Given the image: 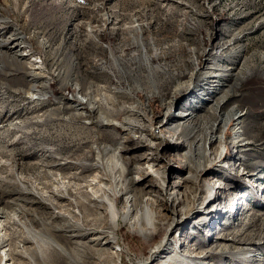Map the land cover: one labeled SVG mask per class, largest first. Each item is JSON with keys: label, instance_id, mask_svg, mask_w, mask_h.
Segmentation results:
<instances>
[{"label": "rangeland", "instance_id": "rangeland-1", "mask_svg": "<svg viewBox=\"0 0 264 264\" xmlns=\"http://www.w3.org/2000/svg\"><path fill=\"white\" fill-rule=\"evenodd\" d=\"M135 24L138 30L126 31L128 26L137 27ZM218 33L224 40H228L231 34L240 35L241 40L236 46H245L244 57H264V0H0V220L7 227V237H11L10 242L15 244L21 255L13 264H33L28 256L31 250H35V243L29 241L25 244L23 241L27 229L33 234L41 232L36 219H47L59 212L67 219L78 214L77 210L68 207L74 203V198L57 201L51 198L53 194H62L65 186L75 193L78 183L87 186L93 181V189L84 187L83 190H92V193L100 195L101 191L96 189L109 181L101 168V159V163L98 162L104 147L131 137L128 143L131 150L126 157L145 159L133 161L129 167L131 170L135 166L144 168L153 152L141 149L139 134L120 133L114 126L102 127L101 114H88L86 106L75 103V87L80 89L81 100L88 95L94 98L93 105L102 104V107H106L103 103H107L112 93L128 95L123 105L131 107L134 102H139L150 124H153L150 129L154 130L163 121V97L151 85V76L142 66L139 58L141 46L152 42L156 51L147 53V56L157 53L164 57L168 53L165 58L153 60L152 66L167 68L176 65V45L180 43L187 51L199 48L209 53L207 67H229L231 65L220 61V49L212 48ZM133 38L139 43L138 48L130 45ZM109 49L117 52H112L119 60L117 69L112 68L111 62H107L106 67L96 65L110 58ZM202 58L204 61L206 57ZM261 65L264 66V60ZM199 79L200 75L196 78L197 83ZM136 85L144 89L138 95L131 91ZM153 91L157 93L154 96ZM148 94L150 98L147 100ZM188 95L184 92L177 100L182 101ZM187 100L181 108L190 104ZM230 108L244 114L245 135L242 139L252 143L248 147L250 150L237 152L233 126H229L223 136V144L218 143L212 148L221 157L211 172H206L199 171L201 159L198 156H194L198 158L196 162H190L188 169L184 170L181 163V155L185 152L182 140L177 145H170L168 140L160 142L154 151L157 158L149 162L155 165L156 172L163 175L162 179L165 177L168 195L161 192V184L154 178H147L149 176L144 178L150 182L137 186L164 200V209L158 206L156 213L165 218L158 221L157 214L151 210L159 228L146 232L145 239L137 230H129L118 223L115 231L120 228L122 233L114 236V243L118 246L112 242L108 247H113L115 253L120 254L122 264H133L136 260L156 264L154 259L162 253L166 256L162 250L157 256L152 252L163 241L170 225L171 232H167L169 241L173 246L181 245L187 260L184 263L175 260L174 264H264V71L248 77L242 90L227 102L223 111ZM152 133L155 137L159 135L158 129ZM82 166L86 169L82 170ZM68 175L78 178L69 182L66 179ZM183 178L188 181L175 185ZM219 185L220 190H217ZM174 192H183L186 196H180V200L193 206L194 212L198 204L210 198L213 201L203 215L199 212L194 221L176 226L173 203L167 200ZM194 200H198L196 204L192 203ZM51 201L61 203L65 210L54 209ZM117 203L119 208L120 199ZM236 207L237 217L232 221L230 215ZM180 208L177 206L176 210ZM209 210L225 214L223 217H211L207 215ZM22 212L26 215H21ZM202 217L206 222L212 219L215 222L207 223L202 228L204 231L200 232L202 226L196 220ZM192 231L197 234H191ZM221 234L227 237L217 239ZM0 240V247L7 245L2 244V237ZM140 240L148 245L145 252ZM200 242L209 244L208 247L220 245L216 247L217 255H212L206 263L198 260L203 248H208L202 247ZM128 247L136 248V252L132 253ZM43 264L50 263L44 261Z\"/></svg>", "mask_w": 264, "mask_h": 264}, {"label": "bare ground", "instance_id": "bare-ground-1", "mask_svg": "<svg viewBox=\"0 0 264 264\" xmlns=\"http://www.w3.org/2000/svg\"><path fill=\"white\" fill-rule=\"evenodd\" d=\"M135 26L137 25L135 24ZM134 28H136L137 30L139 29L138 26H128L126 27V31H134ZM240 40L241 37L238 34H231L229 35L228 40H224L219 36L218 33L215 37V42L212 44L213 49H220V53L218 54L220 61L224 65H231L229 67L223 65L207 67V62H209L207 57L209 56V53H205L199 48L187 51L186 47L180 43L176 45L175 52L177 53L176 55H178V63L176 65L169 66L167 68H163L158 65L152 66L151 64L153 60L156 61L158 59L165 58L168 53H165L164 57L157 53H152V56H147V53L156 51L155 48L151 45L152 42L144 43L141 46V56H139V58H141L140 61L142 63V66L150 74L149 76H151V85L157 88L156 91L159 94H162L163 97V121L159 127H156L154 129H158V137H155V135H153L152 132L154 130L150 129L153 124H150L151 122L139 102H137L136 104L134 102L133 104H131V107L123 105V101H127L128 95L117 92L114 94L112 93L110 97L107 96L109 98L107 100V103H103L106 104V107L104 105V108L101 106L102 104L93 105L95 100L88 95H86L85 99L83 98L81 100L82 96L79 97L80 89L78 87H75V94H77L74 98L75 103L86 106L88 114H101L100 124L102 127L114 126L118 131H120V133H126L128 135H130V133L139 134L140 140L138 142L141 143L143 147L141 149H147L153 152L150 154V158L146 160V165L144 168L135 166L131 170L129 169V167H131V163L133 161L145 160L144 157H126V155L131 150L128 144L131 141V137L125 138L123 142L120 141L121 143L118 144H110L111 142L109 141L110 146L104 147L102 149L100 158L98 156L99 161L97 160L98 162H100L101 159L102 167H100L103 168L105 176H108L109 178V181L107 180L108 182L103 183L102 186L100 185V189H98L99 186L96 189V191H101L100 195L94 192L92 193V190L90 191L91 193L83 190L84 187H91L93 189V186L95 185L93 181L89 182L87 186H84L82 184L79 185L78 183V188L77 190H75V193H73V191H70L68 189V186H65L62 194H53V197L51 198L57 201L66 199L67 197H69V199L74 198V203L69 204L68 207H72V209L77 210L78 214H72L71 218L67 219L64 217V215L62 216L60 212L57 214L55 213L56 215L48 217L47 219H36V221L39 223L40 228H42L41 232H39L38 234H33L29 229L26 230L27 235L23 243L26 244L29 241H33L35 243V250H31V253L28 256V259L33 264H43L44 261L50 264H122L120 262V254H116L113 250V247H108L112 242L113 244H115L114 236L116 235V233L121 236L120 228L115 231V227L119 222H121V224L129 230H137L144 239L146 232H153L158 230L159 222L155 221V219L152 217L153 215L151 210H153L155 214H157L158 221H162V218H165V216L156 213V210L158 206L164 209V200L156 196H152L151 192H145V190L138 187L137 184H143L145 182L147 184L148 182H150L149 180H147V178H154L158 183L161 184V186H159V190H161V192L167 193L168 195L169 189L165 187V177L164 179H162L163 175H160L159 172H156L154 169L155 165L149 162L155 161V158H157V155L154 153V151L161 144L160 142L168 140L170 142V145H177L180 144V140H182L185 152H183V154L181 155V163L184 170L188 169V167L190 166V162H196L195 159H198L200 157L201 160L199 161L198 165L201 169H199V171L205 170L206 172H211V170L213 169L212 166L215 165L216 161H219L221 154H215L212 151V148L218 143L223 144V136L226 135L229 126H233L232 133L234 144L235 147L239 149L237 152L243 153L246 150H250L248 149V147L252 145V143L243 142L242 139V137H244L245 135V123L243 118L244 114L237 113L235 108H230L223 111V107L227 104V102L235 97L236 93L239 90H242L250 75L252 76L258 74L261 70L264 71V66L261 65L264 57H244L246 50L245 46H236L240 42ZM130 42V45L136 46L138 48L139 43L134 38ZM109 51L111 53L110 58L108 57L105 61L102 60L96 65L106 67L108 65L107 62H111L110 65L112 66V68L117 69L119 60L118 57L113 56L112 54V52H117L113 49H109ZM215 55L217 54L215 53ZM202 57H206L204 61L202 60ZM199 75L200 79L199 83H197L196 78ZM222 81V84H218ZM91 86L92 83L89 84V88H91ZM170 86H172L173 89ZM131 91L133 92V94L138 95L141 91H144V89H142L140 85H136L132 87ZM156 91L152 92V96L157 94ZM184 92L189 95L186 96L182 101L177 100V97ZM149 98L150 94L146 96L147 100ZM186 98L190 100V104H187L186 106L181 108L180 106ZM194 104H198L197 107H194ZM177 108L179 109L177 110ZM114 121L118 122L113 123ZM98 123L97 125H100ZM156 141L159 142L157 143ZM171 148L175 147H169V149ZM194 156H198V158H195ZM212 156H214L215 158H213ZM82 168V170L86 169V167L83 166ZM68 176L66 179H68L67 181L69 182L75 181L78 178V176ZM128 176H130V178H128ZM145 176L149 177L144 178ZM187 181V178H183L181 179V181H177L175 185L180 183L184 184ZM82 182L83 181H81V183ZM71 186L72 185H70V187ZM217 190H220V185L217 186ZM55 192L57 191L55 190ZM176 193L174 192L170 194L167 199L168 202L173 203L172 209L176 213V216H174V218H176V226L185 221L192 222L195 215L199 212H202L203 215V212L213 201V199L210 198L207 202L198 204V209L196 212H194L195 210L193 206L185 204L179 198L180 196L184 198L186 195L183 192ZM176 196L178 198H175ZM117 199H120L119 208L117 207ZM199 199L201 200L202 198ZM53 201H51L52 203L50 204L54 209L59 211L60 209H64L62 208L63 206L61 207V203L59 204V202ZM197 201L198 200H194V202L192 203L196 204ZM177 206L181 208L179 210H176ZM72 209H67V211L69 210L71 212ZM103 210L106 211H104L106 213V216L103 215ZM236 212L237 207L232 210L230 220H235V218L237 217ZM7 213L9 212L7 211ZM226 213L228 212L226 211ZM224 214L221 211L216 210H209V213H207V215H211V217H213V215H219L223 217ZM21 215H26V212H22ZM8 216H10V214ZM38 216L40 217V215ZM205 220L206 219H204V217L196 220L198 225L202 226L200 227L201 229H199V226H196V228L199 229L200 232L204 231L202 230L204 225H207V223L210 224L212 221L215 222V219H212L209 222H206ZM21 224L24 223H20V225ZM229 225L230 223L227 225V227ZM171 226L172 225L169 226V230H167V232H171ZM6 229L7 227L5 226V224L3 225V222L0 220V231L1 233L3 232V234L0 235V237H2V244H7L6 246L0 247V264H13L15 263L17 257L19 259L21 258V255L20 253H18L15 244L13 242H10L11 237H7L8 233L6 235ZM167 232L163 238V241L152 252L153 254H155V256H157V254H159L161 250L164 251V254L166 253V256L162 255V253L160 257L154 259L157 262L156 264H174L175 260L181 261L183 263L186 262L187 260L185 259V254L182 253L183 250H181V245L173 246L171 241H169ZM191 234L197 233L192 231ZM226 237V234H221L216 238L225 239ZM56 239L61 241L62 244H60L59 242L57 243ZM238 242L240 243L241 240H238ZM140 244L145 248L143 250V252H145L148 245L145 244V242H142V240H140ZM199 244L202 247L209 246V244L205 245L203 242H200ZM213 246L214 244L212 245V247H208L207 249L203 248V250L200 252L201 254H199L200 257H198V260L206 263L205 261H208V259L211 258L212 255H217V246ZM7 247H9V249H6ZM18 264L25 263L19 262ZM133 264H149V262L136 260ZM206 264L209 263L207 262Z\"/></svg>", "mask_w": 264, "mask_h": 264}, {"label": "trees", "instance_id": "trees-1", "mask_svg": "<svg viewBox=\"0 0 264 264\" xmlns=\"http://www.w3.org/2000/svg\"><path fill=\"white\" fill-rule=\"evenodd\" d=\"M121 234H122V233H121ZM122 238H123V237H122ZM123 240H125V239H123ZM138 240H139V238H138ZM138 247H139V246H138ZM128 249H131V247H128ZM135 249H136V248L131 249V252H132V253H135V252H136ZM123 263H124V262H123ZM124 264H125V263H124Z\"/></svg>", "mask_w": 264, "mask_h": 264}]
</instances>
